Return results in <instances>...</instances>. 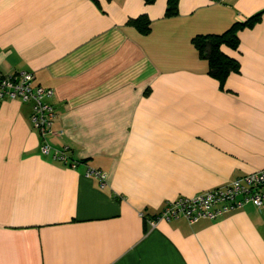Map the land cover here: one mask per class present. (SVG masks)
<instances>
[{
  "label": "crops",
  "instance_id": "obj_1",
  "mask_svg": "<svg viewBox=\"0 0 264 264\" xmlns=\"http://www.w3.org/2000/svg\"><path fill=\"white\" fill-rule=\"evenodd\" d=\"M95 1L0 0V72L32 73L56 113L42 139L30 104L0 101V264H264V205L149 226L264 168V0H179L172 18L167 0ZM259 12L221 47L240 69L220 88L191 39Z\"/></svg>",
  "mask_w": 264,
  "mask_h": 264
},
{
  "label": "built area",
  "instance_id": "obj_2",
  "mask_svg": "<svg viewBox=\"0 0 264 264\" xmlns=\"http://www.w3.org/2000/svg\"><path fill=\"white\" fill-rule=\"evenodd\" d=\"M53 92L36 84L32 73L26 71L3 74L0 72V101L19 100L31 105L30 121L33 129L44 139L52 133V124L56 113L51 99ZM43 155H48L50 147L44 143L40 147ZM53 158L65 160V155L53 152ZM86 177L93 176L100 181V187L106 185V175L100 170H87ZM264 205V168L222 186L206 190L191 198L179 197L164 203L156 219L149 221L152 228L158 221L183 218L189 224L200 219L217 220L223 215L252 206L260 209Z\"/></svg>",
  "mask_w": 264,
  "mask_h": 264
},
{
  "label": "trees",
  "instance_id": "obj_3",
  "mask_svg": "<svg viewBox=\"0 0 264 264\" xmlns=\"http://www.w3.org/2000/svg\"><path fill=\"white\" fill-rule=\"evenodd\" d=\"M96 2L95 0H92ZM178 1L167 0L165 17L172 18L178 15ZM146 5H151L155 0H143ZM262 12H259L245 21L234 22L226 31L220 34L196 35L191 39V44L197 52V56L207 63V74L215 79L220 88L226 79L239 72L240 66L237 60L230 58L221 52L225 46L231 50H237L239 46L238 32L245 28H252L261 20ZM129 23L142 35L150 33V21L147 16L141 15L131 19ZM158 215V214H157ZM157 215L151 220L156 219Z\"/></svg>",
  "mask_w": 264,
  "mask_h": 264
}]
</instances>
